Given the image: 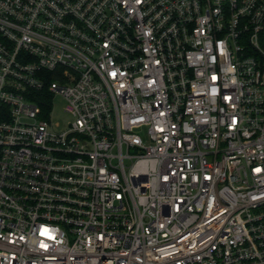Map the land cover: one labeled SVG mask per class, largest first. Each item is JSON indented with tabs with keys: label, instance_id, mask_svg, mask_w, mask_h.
<instances>
[{
	"label": "built area",
	"instance_id": "2783aa9c",
	"mask_svg": "<svg viewBox=\"0 0 264 264\" xmlns=\"http://www.w3.org/2000/svg\"><path fill=\"white\" fill-rule=\"evenodd\" d=\"M0 264H264V0H0Z\"/></svg>",
	"mask_w": 264,
	"mask_h": 264
},
{
	"label": "rangeland",
	"instance_id": "374dc122",
	"mask_svg": "<svg viewBox=\"0 0 264 264\" xmlns=\"http://www.w3.org/2000/svg\"><path fill=\"white\" fill-rule=\"evenodd\" d=\"M53 100L54 102L51 121L54 125H64L71 119L70 116L64 112V108L66 106L65 100L61 96H56Z\"/></svg>",
	"mask_w": 264,
	"mask_h": 264
}]
</instances>
